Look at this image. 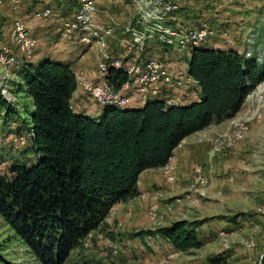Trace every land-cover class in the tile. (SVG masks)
<instances>
[{
    "label": "trees",
    "instance_id": "trees-1",
    "mask_svg": "<svg viewBox=\"0 0 264 264\" xmlns=\"http://www.w3.org/2000/svg\"><path fill=\"white\" fill-rule=\"evenodd\" d=\"M187 72L200 87L199 101L165 107L149 99L140 108L107 106L91 117L70 106L77 83L69 65L44 60L23 66L14 85L32 100L29 139L36 157L0 174V218L40 264H63L97 230L115 241L117 234L104 223L109 210L137 198L139 175L163 167L184 138L235 115L264 81V60L194 48ZM110 77L115 88L127 79L121 70ZM1 106L5 120L17 112L0 95ZM194 227L179 220L130 236H158L186 252L204 244ZM0 264L11 263L0 256Z\"/></svg>",
    "mask_w": 264,
    "mask_h": 264
},
{
    "label": "rangeland",
    "instance_id": "rangeland-1",
    "mask_svg": "<svg viewBox=\"0 0 264 264\" xmlns=\"http://www.w3.org/2000/svg\"><path fill=\"white\" fill-rule=\"evenodd\" d=\"M44 1L30 0L34 6ZM260 2L186 0L182 8L186 7L183 15L186 14L190 23L195 21L194 25L205 22L216 27L222 22L221 26L247 27L246 24L257 20L264 28V3L258 5ZM10 24L11 18L4 6H0V32L6 33ZM1 37L0 33V43L4 42ZM259 41L258 49L264 52V36H260ZM14 73L13 69L4 72L0 68V81L15 99L12 106L17 110L5 120L6 108L0 107L1 175H9V168L15 163L31 165L36 157L27 137L32 100L16 89ZM0 95L6 100L2 92ZM18 135L27 137L25 145L19 143ZM246 135L235 147L220 155H212L208 141L196 139L193 148L199 152V157L192 165L202 166L207 182L199 187L195 202L187 193L191 170L188 179L175 182L174 193L167 194L162 188L163 200L155 201L152 194L150 199L130 200L120 209L113 206L104 223L117 234L116 240H109L100 230L91 232L63 264H210L209 257L218 258L221 264H264V133ZM156 203L155 223L150 211ZM179 220L195 223V234L204 244L198 249L179 252L167 262L161 259L171 247L164 239L146 236L141 240L130 236L140 230H152L157 222L162 227ZM0 256L11 264H40L1 218Z\"/></svg>",
    "mask_w": 264,
    "mask_h": 264
},
{
    "label": "crops",
    "instance_id": "crops-1",
    "mask_svg": "<svg viewBox=\"0 0 264 264\" xmlns=\"http://www.w3.org/2000/svg\"><path fill=\"white\" fill-rule=\"evenodd\" d=\"M97 7L98 22L111 27L112 35L104 38V42L93 43L90 46L83 47L76 36H63L60 33L61 20L71 15L76 7V0H45L44 3L34 6L30 0L24 1L20 6L14 8L12 4L4 0L0 6L5 8L7 15L11 18L9 29L4 34L0 32L4 42L0 43V47L4 44H10L9 32L13 27L16 19L26 26L29 33L35 39V46L31 55L25 58L15 48L14 53L20 63L16 67H11L15 71L14 75L20 72L27 63L36 64L44 60L58 62L69 65L71 72L76 75L81 74L85 80L96 83V65L103 59L105 53L113 56H119L129 59L133 55L132 45L130 43V35L126 32V27L133 22L136 16L135 7L132 0H93ZM180 5L187 4L186 0H176ZM258 5L264 3V0ZM242 2V1H239ZM244 2V0H243ZM43 6H48L52 10L51 18L39 19L34 14ZM183 13L187 9L182 8ZM181 21L186 24H193L186 18V14H182ZM249 21V20H248ZM224 22V21H223ZM198 23V22H197ZM216 26L217 33L210 37L202 48L234 51L239 55H245L249 51V57H254L258 61L264 60V52H260V36H264L263 24L256 21L246 24L245 26L229 25ZM260 25V26H259ZM215 26V25H214ZM247 31H251L248 33ZM250 39V41H248ZM192 50H177L175 47L160 46L155 39L147 42L144 54L154 56L161 60L164 66L172 73L188 74V60ZM90 53V54H88ZM91 55V58H90ZM89 56V58H87ZM246 56V57H248ZM131 58V57H130ZM19 71V72H18ZM19 81L18 76L16 77ZM254 89L250 92L252 93ZM262 98L246 96L241 108L235 115L220 122H214L202 131L195 132L184 138L179 145L173 150L169 159L175 165V181L169 183L165 180L163 167L151 168L144 170L138 177L137 186L139 196L150 199L154 191L166 189V193L175 192V182L182 179L186 180L190 177L192 170V162L199 157V152L193 148L194 141L204 135L206 141L211 136L223 133L232 118H252L257 111L260 113V120L253 121L246 136L250 134L264 133V85L257 89ZM172 93L178 97L177 105H188L201 99V91L198 83L194 80L188 86L172 88ZM146 100L141 99L134 92L129 93V108H140L145 104ZM70 106L76 113H84L91 117H98L102 114L103 107L99 106L80 86L77 85L75 92L70 99ZM209 148L210 145L207 142ZM172 184V185H171ZM177 184V183H176ZM172 196V194H171ZM147 201V200H145ZM130 201H127V203ZM123 203H117L114 207L120 209Z\"/></svg>",
    "mask_w": 264,
    "mask_h": 264
},
{
    "label": "built area",
    "instance_id": "built-area-1",
    "mask_svg": "<svg viewBox=\"0 0 264 264\" xmlns=\"http://www.w3.org/2000/svg\"><path fill=\"white\" fill-rule=\"evenodd\" d=\"M4 0H0V3ZM14 8L22 4L24 0H7ZM135 7L134 20L126 27V32L130 35V45H132L133 55L127 58L113 56L105 53L103 59L96 65V76L98 82L93 83L85 80L78 74L76 83L80 86L99 106L125 108L129 106V93L134 92L143 100L159 99L164 106L177 105L178 97L172 93V88L188 86L194 79L188 74L172 73L164 66L160 59L154 56L145 55L144 49L147 42L155 39L160 46H173L177 50H192L201 48L206 41L214 36L218 28L205 22L197 25L186 24L181 21L183 9L176 0H132ZM39 19H49L52 10L48 6L38 9L35 14ZM60 33L63 36H76L77 41L83 46H90L93 43H103L104 38L112 35V28L98 22L97 7L93 0H76L74 12L61 20ZM10 44L0 47V68L7 72L11 67H16L20 61L14 53L15 48L25 58H28L35 46V39L29 33L26 26L16 19L9 32ZM250 41V39H248ZM246 56L249 51H246ZM113 70H121L127 76L125 82L119 88H115L111 79ZM264 85V81L258 84L249 96L261 99L258 88ZM0 81V92L6 96V101L12 105L15 100L10 96ZM260 120V113L255 112L252 118H232L226 130L216 137L209 138L210 151L212 155L223 154L240 142L248 132L253 121ZM29 131L27 137H31ZM20 144L25 145L26 138L18 135ZM204 141V136L197 139ZM171 158V157H170ZM175 165L168 161L163 166L165 180L169 183L175 181ZM207 178L203 168L199 164L192 166V177L189 181L187 193L191 196V201L195 202L199 187L206 184ZM153 199L160 201L164 199L162 190L153 193ZM157 208V203L152 206ZM150 211L151 218L155 220L156 214ZM154 226L152 230L159 227ZM178 251L171 249L162 259L167 262L178 255Z\"/></svg>",
    "mask_w": 264,
    "mask_h": 264
}]
</instances>
